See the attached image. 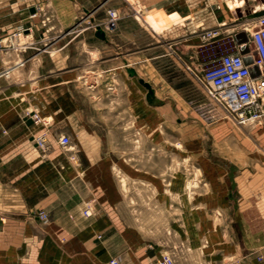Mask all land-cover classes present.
Here are the masks:
<instances>
[{
    "label": "crops",
    "instance_id": "0c3cea01",
    "mask_svg": "<svg viewBox=\"0 0 264 264\" xmlns=\"http://www.w3.org/2000/svg\"><path fill=\"white\" fill-rule=\"evenodd\" d=\"M112 1L111 6L122 11L128 4L126 0ZM209 3L193 12L201 22L210 19L215 10ZM151 10L169 16L176 14L181 19L192 15L188 7H173L168 13L163 7ZM44 12L38 6L35 14L19 21L24 27L0 34V38L14 40L1 49L15 48L20 53L34 54L0 70V79L20 70L9 91L0 97V264H110L115 257H120L121 264H155L165 252L162 227L154 237L148 234L141 209L133 204L131 186L127 183L131 179L140 180L142 174L132 173L125 158H110L109 163L93 157L74 159L52 142L48 151L42 152L36 145V137L43 129L34 122L32 114L40 110L53 118L49 119L48 129L57 136L69 131V119H73L82 134L88 128L104 124L113 134L103 141L83 140L78 148H131V141L120 139L118 134H146V103L152 104L158 93L153 87L155 96L148 101L147 91H142L135 82L138 76H130L127 67L135 68L139 75L136 64L150 58L157 60L160 69L169 71L165 58L168 50L164 48L160 55L151 57L156 51L146 46V33L133 29L127 15L108 21L106 28L101 25L106 35V39H101L95 28L58 30L59 21ZM171 25L176 35L189 30V24ZM152 34L156 32L152 30ZM99 52L106 53L103 59L106 72L116 73L104 78L105 85L98 77L87 85L89 78L81 71L93 67V59ZM47 53L65 54V59L71 58L69 54L87 55L80 60L77 56L80 63L73 65L37 60ZM131 59L138 60L131 63ZM63 68L65 71H56ZM167 73L162 77L176 91ZM117 96L126 107L116 110L110 107ZM70 100L75 102L74 108H68ZM103 100L108 102L105 110L94 108L93 102ZM152 108L157 117L158 107ZM156 126L154 120L155 132ZM227 165L229 175L233 164ZM118 175L122 176L121 186ZM236 178L235 175L234 180L230 179L231 184L238 183ZM250 181V209L259 212L258 204H254L259 196L258 191L255 193V179ZM229 195L230 192L231 198ZM237 202L227 205L222 201L209 209V214L216 215L203 220L201 240L196 239L189 206L182 216H175L179 205H170L171 251L176 255V264H196L193 254L198 249L202 264H264V236L259 233L257 219L244 222ZM87 208L92 212L89 216L84 213ZM42 210L48 213L45 221L38 216Z\"/></svg>",
    "mask_w": 264,
    "mask_h": 264
},
{
    "label": "rangeland",
    "instance_id": "374dc122",
    "mask_svg": "<svg viewBox=\"0 0 264 264\" xmlns=\"http://www.w3.org/2000/svg\"><path fill=\"white\" fill-rule=\"evenodd\" d=\"M126 1L132 6L127 4L123 11L115 8L120 15L130 16L133 29L146 33V46L156 51L151 57H157L162 53L161 50L167 48L168 54L165 58L169 61L167 67L171 68L169 71L160 69L157 60L150 58L141 64H136L139 69L138 78L135 79L137 86L142 91L148 92L139 82V78L142 77L151 83L158 93V98L154 99L152 104L146 103L148 123L146 134L119 133L120 139L124 137L131 141V148H78L83 140L103 141L113 134L109 133L105 124L88 128L82 134L73 119H69V131L61 134L70 138L66 147L59 143L61 135L51 134L49 126L39 124L44 131L39 135L44 133L49 143L57 144L66 156L74 159L93 157L109 163L110 158H125L131 164L132 173L142 174L140 180L127 181L131 186L132 202L141 209L148 234L152 237L159 234L161 225L165 239V252L162 255L170 254L175 262L176 255L171 251L170 239V222L173 215L171 204L179 205L175 216L177 214L182 216L185 213L182 211L189 206V216L195 223L196 239L201 240L203 220L216 215L209 214V209L215 208L222 201L229 205L238 200L237 203L240 204L243 212L241 213L243 221L250 222L257 219L259 233L264 236V119L255 123H237L219 105L209 100L188 69L189 66L201 72L217 64L224 54L248 53L252 48L250 37L258 28L257 18L264 13V0H222L220 1L222 4L219 0ZM112 2V0H0V34L17 27H24L18 24L19 21L33 14L32 8L36 13L38 6H42L45 16L59 21L58 30L95 28L97 24L106 28L108 10L112 8ZM208 2L210 8L213 7L215 10L210 19L201 22L202 20L193 12L202 9ZM155 7H163L167 13L173 7H188L192 11L191 17L172 21L179 25L189 24V30L185 34L176 35L171 30L174 26L171 25L173 23L171 21L172 23L164 24L165 26L161 25L156 30V35L152 34L153 29L145 21V17L152 13L151 9ZM212 28H220L221 35L209 40L202 39L203 31ZM0 39L4 40L5 45L14 41L7 37ZM32 55L34 54L20 53L15 48H0V70L12 66L15 62L24 61ZM86 55L69 54L71 58L65 59V54L47 53L37 60L52 61L55 65L58 63L73 65L80 63V57L86 59ZM62 56L63 59H60ZM77 56L79 60L76 59ZM105 58V52L96 53L93 67L90 65L81 71L82 75L89 78L87 85L95 80V77L105 85L104 78L113 77L116 73V71L106 72V61H103ZM137 60L131 59V63ZM10 70L11 68L7 72ZM56 71H65V68ZM19 73L20 70H16L0 79V97L3 92L9 91L11 84L19 77ZM166 73L174 81L175 86L172 87L176 91H172L167 85V80L162 77ZM104 85L101 84V88ZM5 101L10 104L9 100ZM91 104L88 102L89 107ZM93 104L94 108L105 110L108 102L95 101ZM125 105L120 96H117L114 102H110V107L115 110ZM152 105L158 107L157 117H154ZM74 107L75 102L68 101V108ZM35 113L47 120H53L43 115L40 110L34 111L32 115ZM100 119L105 121L106 117ZM154 120L157 124L156 132ZM36 145L45 152L37 143ZM230 163L233 164V171L228 175L225 169ZM235 175L238 183L231 184L230 179L234 180ZM121 177V175L118 177L120 186ZM252 178L255 179V193L258 191L259 194L254 202L258 204L259 212L250 209ZM229 192L231 198L228 197ZM226 193L227 195L223 196ZM255 208L257 207L253 209ZM198 251L194 252L193 256L197 261L196 264H202L201 250ZM178 254H181V251ZM115 258H118L121 264L120 257ZM259 259H262L261 255Z\"/></svg>",
    "mask_w": 264,
    "mask_h": 264
},
{
    "label": "built area",
    "instance_id": "2783aa9c",
    "mask_svg": "<svg viewBox=\"0 0 264 264\" xmlns=\"http://www.w3.org/2000/svg\"><path fill=\"white\" fill-rule=\"evenodd\" d=\"M119 17L118 9L109 8L108 21ZM257 24V30L250 37L252 48L248 53L224 54L217 64L201 72L188 66L209 100L219 105L239 124L255 123L264 119V13L257 18ZM220 35V28H212L203 31L201 37L209 40ZM4 47L5 42L0 39V48ZM33 119L36 124L50 125V120L37 113L33 115ZM69 142V136L59 137L60 145L66 147ZM36 143L44 151L49 148V141L44 133L36 138ZM84 213L89 216L92 212L87 208ZM38 216L43 221L48 219V213L43 210ZM110 264H119L118 258L111 259ZM157 264L176 262L170 254H163Z\"/></svg>",
    "mask_w": 264,
    "mask_h": 264
},
{
    "label": "water",
    "instance_id": "95a60500",
    "mask_svg": "<svg viewBox=\"0 0 264 264\" xmlns=\"http://www.w3.org/2000/svg\"><path fill=\"white\" fill-rule=\"evenodd\" d=\"M31 12L34 14L35 9L32 8ZM95 29H96V36L97 37H99L101 39H106L105 31L101 25H96ZM127 72L129 73L130 76H138L136 69L133 67H127ZM139 82L147 88V90H148L147 99H148V101H151L152 98H154V96H155V90H154L153 86L151 85V83L146 81L144 78H139Z\"/></svg>",
    "mask_w": 264,
    "mask_h": 264
},
{
    "label": "bare ground",
    "instance_id": "6f19581e",
    "mask_svg": "<svg viewBox=\"0 0 264 264\" xmlns=\"http://www.w3.org/2000/svg\"><path fill=\"white\" fill-rule=\"evenodd\" d=\"M178 18V15H166L163 12L153 11L149 13L147 17H145V21L155 30H158L161 25L170 23L172 20Z\"/></svg>",
    "mask_w": 264,
    "mask_h": 264
}]
</instances>
